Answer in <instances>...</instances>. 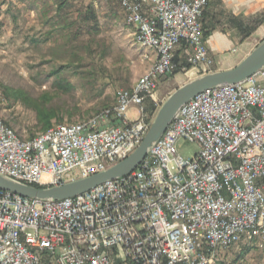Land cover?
<instances>
[{"label": "built area", "instance_id": "obj_1", "mask_svg": "<svg viewBox=\"0 0 264 264\" xmlns=\"http://www.w3.org/2000/svg\"><path fill=\"white\" fill-rule=\"evenodd\" d=\"M209 2L93 0L120 8L150 68L85 122L24 139L0 114V175L51 187L128 157L153 120L144 102L159 106L176 57L196 72L211 65L201 23ZM181 139L200 150L182 157ZM241 242L264 249V69L187 102L122 178L60 201L0 189V264H212Z\"/></svg>", "mask_w": 264, "mask_h": 264}, {"label": "rangeland", "instance_id": "obj_2", "mask_svg": "<svg viewBox=\"0 0 264 264\" xmlns=\"http://www.w3.org/2000/svg\"><path fill=\"white\" fill-rule=\"evenodd\" d=\"M56 5L54 0H0L4 24L0 36V114L24 139L44 132L38 111L51 114L49 128L88 121L112 108L117 92L131 89L151 66L150 61L141 59L133 29L117 5L70 0L61 11ZM230 23L231 33L240 42H247L237 60L225 63L235 66L264 39V11ZM244 29L250 30L249 34L245 35ZM33 37L39 39L37 44L31 41ZM207 37L208 33H203L205 42ZM207 50L212 63L206 72L183 66L160 81L159 106L149 99L144 102L147 113L148 108H155L148 114L150 118L178 87L220 71L225 64L211 56L208 46ZM60 80L67 81L69 89L56 88L54 83ZM176 148L179 155L191 158L200 145L181 139ZM78 177L74 170L67 181ZM212 264H264V249L241 242L221 251Z\"/></svg>", "mask_w": 264, "mask_h": 264}, {"label": "water", "instance_id": "obj_3", "mask_svg": "<svg viewBox=\"0 0 264 264\" xmlns=\"http://www.w3.org/2000/svg\"><path fill=\"white\" fill-rule=\"evenodd\" d=\"M263 69L264 39L234 67L203 74L173 91L160 105L138 147L106 170L51 187H37L0 175V189L26 198L60 201L78 196L107 181L122 178L140 165L187 102L205 90L243 82Z\"/></svg>", "mask_w": 264, "mask_h": 264}, {"label": "crops", "instance_id": "obj_4", "mask_svg": "<svg viewBox=\"0 0 264 264\" xmlns=\"http://www.w3.org/2000/svg\"><path fill=\"white\" fill-rule=\"evenodd\" d=\"M263 11L264 0H211L204 17L205 23L211 26L206 39L211 56L218 57V60L224 64H231L237 60L244 52L247 42H240L239 38L231 33L233 29L230 22L244 20ZM225 26L231 30L226 31ZM226 64L218 70L234 67Z\"/></svg>", "mask_w": 264, "mask_h": 264}, {"label": "trees", "instance_id": "obj_5", "mask_svg": "<svg viewBox=\"0 0 264 264\" xmlns=\"http://www.w3.org/2000/svg\"><path fill=\"white\" fill-rule=\"evenodd\" d=\"M55 2H56V6H57V10L58 11H61V10H63V8L67 5V3L70 1V0H54ZM205 12H206V9H205V11H204V13H203V16H202V18H201V23H202V28H203V33H204V35L205 34H207L208 33V31H209V28H211V26L210 25H207L206 23H205V19H204V17H205ZM239 24H241V23H239ZM3 27H4V24H3V21H2V19H1V13H0V36H1V34H2V30H3ZM244 30H247V29H244ZM249 32H250V30H247L246 31V33H245V35L246 34H249ZM46 40V39H45ZM44 40V41H45ZM31 41L33 42V43H38L39 42V39H36L35 37H33L32 39H31ZM182 59H185V58H182ZM181 58L179 59L178 57H176V59H175V61L177 62V63H180L181 61V65H178L177 66V68L174 70V72L173 73H175V72H177L178 71V67H183V66H185V67H189L190 65L187 63V62H185V61H183ZM57 72V71H56ZM54 86L56 87V88H58V89H67L68 87H70V84L67 82V81H64V80H60V81H58V82H56V83H54ZM69 89V88H68ZM154 106V105H153ZM154 111H155V108H152L151 110H149V108H148V114L149 115H151V114H153L154 113ZM50 116H51V114H49V113H42V112H40V111H38V118H39V121L41 122V124H42V126H43V130L44 131H47L48 129H50L49 127H50V121H49V119H50Z\"/></svg>", "mask_w": 264, "mask_h": 264}]
</instances>
